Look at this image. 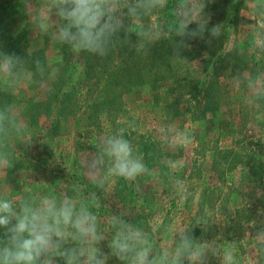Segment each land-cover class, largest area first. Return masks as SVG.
<instances>
[{"label":"rangeland","instance_id":"obj_1","mask_svg":"<svg viewBox=\"0 0 264 264\" xmlns=\"http://www.w3.org/2000/svg\"><path fill=\"white\" fill-rule=\"evenodd\" d=\"M223 1L202 0L204 12H222ZM173 2L169 0L170 5ZM10 3L26 16L29 49L44 48L48 63L56 65L40 85L39 76L32 78L28 71L24 77L0 73V89L15 86L9 105L16 115L10 125L13 130L8 127L4 130L9 129V134L0 133V154L10 158L12 148L17 159L13 167L0 169V196L76 197L79 189L86 202L99 203L92 210L108 236L109 219L120 216L149 235L156 255L167 253L171 259L182 230L205 250L203 264H225L224 254L231 250L238 264H264V239L257 238L264 231V0L240 1L226 47L248 70L240 68L241 75L235 79L221 78V89L215 90L216 107L207 105L203 93L191 92L189 81L168 79L130 89L120 98L119 110L100 107L89 119L79 121L70 111L62 116L66 121L61 119L57 125L45 120L44 92L60 71L56 62L62 59V44L34 30L39 0L28 7L25 0ZM171 25L170 10L159 8L132 19L130 28L136 32L143 26L156 38L170 36L166 30ZM77 65L80 72L81 63ZM15 79L22 81L18 87ZM84 95L77 91L71 103L68 100L79 119H86L90 110L81 112L80 105H87ZM40 101L42 106L37 104ZM120 128L143 156L150 174L134 181L110 178L107 190L101 191L90 182L82 162L94 154L98 136ZM100 247L110 253L107 241ZM108 264L121 262L110 256Z\"/></svg>","mask_w":264,"mask_h":264},{"label":"clouds","instance_id":"obj_2","mask_svg":"<svg viewBox=\"0 0 264 264\" xmlns=\"http://www.w3.org/2000/svg\"><path fill=\"white\" fill-rule=\"evenodd\" d=\"M26 7L32 0H25ZM167 8L172 16V25L166 30L180 37L173 46V54L191 47L189 41L203 39L205 32L215 39L220 36V25L210 29V17L203 15L205 2L202 0H39L38 22L34 30L50 34L62 45L73 51L88 52L98 58L106 57L118 42H126L124 17L136 19L141 13ZM195 25L194 28H190ZM121 33H124L121 37ZM136 35L137 51L146 49L143 42L145 31L141 26ZM26 60L15 54L0 52V73H10ZM36 72L41 78L45 66L39 59L35 62ZM43 83V79L40 81ZM21 80L15 79L18 87ZM16 115L9 114L7 107H0V131L8 122H15ZM125 129L114 134L100 135L93 145L94 154L83 160V168L96 188L106 191L110 178L134 181L142 174H150L143 156L136 153L130 140L125 138ZM14 162L7 154H0V169L13 167ZM91 205L79 195L57 197L54 194L25 199H9L0 196V264H108L111 257L121 264H203L205 250L195 246L194 239L186 232H179V244L171 253L156 255L149 235L133 223L120 216L109 221L111 235L100 230L98 216ZM201 221L198 219L197 223ZM264 239V231L257 233ZM107 241L110 253L102 251L101 242ZM225 264H238L234 250L224 254Z\"/></svg>","mask_w":264,"mask_h":264},{"label":"trees","instance_id":"obj_3","mask_svg":"<svg viewBox=\"0 0 264 264\" xmlns=\"http://www.w3.org/2000/svg\"><path fill=\"white\" fill-rule=\"evenodd\" d=\"M240 1H223L222 12L217 14L203 12L206 18L210 17L209 29L214 25L221 26L220 36L213 39L208 32H205L203 39L197 38L189 41L191 47L183 50L181 56L174 55L172 51L175 42L180 37L170 35L151 38L147 30H144L143 38L146 49L138 52L136 44L139 42V38L136 32L130 28L132 19L130 20L126 15L124 20L127 41L118 42L110 49L106 57L98 58L88 52L77 53L69 46L62 45V59L56 62L57 65H60V71L44 92V108L47 109V112L43 111L45 120H51V124L57 125L63 119L62 116L70 111L75 117V121L87 120L94 113L96 114L100 107L106 108V111L120 109L122 107L120 98L130 89L168 79L189 81L191 92L203 93L208 102L207 105L216 107L218 104L216 92L221 89L219 85L221 78L235 79L241 75L240 68L244 67L248 70L244 61L241 60L240 63H237L236 59H233L236 57L233 54L234 50L226 47L227 34L234 29L236 24ZM16 10L17 8L10 3V0H0V52L15 54L26 60L24 65H17L8 73L10 77L12 74L24 77L26 71L31 73L32 78L39 76L34 63L39 59L46 69L44 77L39 76V80H37L40 85L42 84L41 79L46 82L50 77V70L56 64L48 63L44 48L29 49L30 33L24 22L26 16ZM5 16H8L6 20ZM194 27L195 25L190 26V28ZM120 35L123 37L124 33ZM238 53L246 55L244 50H240ZM73 57L76 59L72 63L71 58L73 60ZM79 63H81L80 72H78L79 66L77 65ZM196 64H200L198 69L195 67ZM213 86H216L215 89ZM14 87L12 83L9 89H0V107L6 106L9 114H12L9 103L12 101ZM77 91L84 92L85 95L82 98L87 103V105L85 103L80 105L81 109L83 106L81 112L84 114L90 109L88 114H85L86 119H79L73 105L69 104L71 96H74ZM42 101L37 104L42 106ZM197 103L198 100L195 104ZM52 112L55 113L53 118L50 117ZM63 120L66 121V119ZM11 124L13 122L6 123L4 128L9 127L13 130L12 126L10 127ZM9 129L0 131V133L7 131L6 133L9 134ZM9 153L13 162H16L15 151L10 148ZM8 172L10 173V171Z\"/></svg>","mask_w":264,"mask_h":264}]
</instances>
